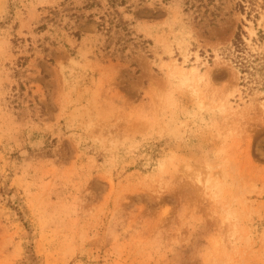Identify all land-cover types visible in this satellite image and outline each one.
<instances>
[{"label": "rangeland", "instance_id": "1", "mask_svg": "<svg viewBox=\"0 0 264 264\" xmlns=\"http://www.w3.org/2000/svg\"><path fill=\"white\" fill-rule=\"evenodd\" d=\"M236 35L264 0H0V264H264Z\"/></svg>", "mask_w": 264, "mask_h": 264}, {"label": "trees", "instance_id": "2", "mask_svg": "<svg viewBox=\"0 0 264 264\" xmlns=\"http://www.w3.org/2000/svg\"><path fill=\"white\" fill-rule=\"evenodd\" d=\"M100 26L102 30L105 29L104 20H102V24H100ZM226 50H227L226 55L233 60L234 64L241 73V79H242L241 85L248 86L249 84H252V86H249V89L260 87V89L264 91L263 55L251 53L246 48V45L242 41L240 35L235 36L232 42V46Z\"/></svg>", "mask_w": 264, "mask_h": 264}]
</instances>
